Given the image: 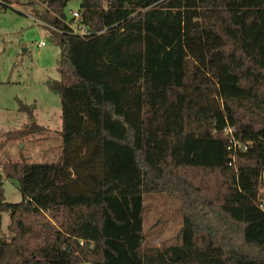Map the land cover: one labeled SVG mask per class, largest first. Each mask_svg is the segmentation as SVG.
I'll use <instances>...</instances> for the list:
<instances>
[{"label": "trees", "instance_id": "obj_1", "mask_svg": "<svg viewBox=\"0 0 264 264\" xmlns=\"http://www.w3.org/2000/svg\"><path fill=\"white\" fill-rule=\"evenodd\" d=\"M35 1L59 48L60 161L0 162V264H264V0H80L83 36L67 0ZM145 86L180 91L179 165L146 159ZM154 192L180 202L175 243L144 245Z\"/></svg>", "mask_w": 264, "mask_h": 264}, {"label": "rangeland", "instance_id": "obj_2", "mask_svg": "<svg viewBox=\"0 0 264 264\" xmlns=\"http://www.w3.org/2000/svg\"><path fill=\"white\" fill-rule=\"evenodd\" d=\"M6 1L8 7L0 9V162H58L61 108L58 95L47 85V81L59 79V48L49 28L53 13L40 1ZM79 3L67 0V19ZM145 90L151 109L145 131L146 159L157 171L165 163L179 165L180 91L150 86ZM31 122L40 128L25 132ZM237 182L241 189L251 187L240 171ZM2 188L5 201H20L15 180L5 179ZM143 206L144 245L175 243L182 225L180 202L154 192L143 194ZM8 223L9 215L3 212L1 235L5 240L11 236Z\"/></svg>", "mask_w": 264, "mask_h": 264}, {"label": "built area", "instance_id": "obj_3", "mask_svg": "<svg viewBox=\"0 0 264 264\" xmlns=\"http://www.w3.org/2000/svg\"><path fill=\"white\" fill-rule=\"evenodd\" d=\"M0 2H1V0H0ZM0 9H3L2 5H0ZM71 15H72L71 18L73 19V22L70 25L71 31L73 33L79 35V36L86 35L87 34V28L79 23V13H78V11L72 12ZM49 28L50 29H55L50 23H49ZM225 132L229 133L230 129L229 128L227 130L225 129ZM233 144H235V143L233 142Z\"/></svg>", "mask_w": 264, "mask_h": 264}]
</instances>
